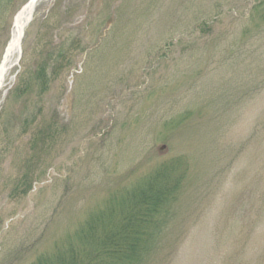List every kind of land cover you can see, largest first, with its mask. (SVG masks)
<instances>
[{
	"label": "rangeland",
	"instance_id": "obj_1",
	"mask_svg": "<svg viewBox=\"0 0 264 264\" xmlns=\"http://www.w3.org/2000/svg\"><path fill=\"white\" fill-rule=\"evenodd\" d=\"M29 1L0 0V66ZM19 50L0 264H33L163 167L183 179L141 264H264V0H40Z\"/></svg>",
	"mask_w": 264,
	"mask_h": 264
},
{
	"label": "trees",
	"instance_id": "obj_2",
	"mask_svg": "<svg viewBox=\"0 0 264 264\" xmlns=\"http://www.w3.org/2000/svg\"><path fill=\"white\" fill-rule=\"evenodd\" d=\"M156 171L108 210L89 217L52 252L33 264H141L161 233L162 219L179 191L182 176Z\"/></svg>",
	"mask_w": 264,
	"mask_h": 264
},
{
	"label": "bare ground",
	"instance_id": "obj_3",
	"mask_svg": "<svg viewBox=\"0 0 264 264\" xmlns=\"http://www.w3.org/2000/svg\"><path fill=\"white\" fill-rule=\"evenodd\" d=\"M31 1V2H30ZM25 7L18 13L14 22V32L12 36L11 43L7 48V51L4 55L3 62L0 66V90L3 87V83L7 73V67L9 60L15 55L19 54V46L22 41V33L24 31L25 25L30 20L31 14L40 0H30Z\"/></svg>",
	"mask_w": 264,
	"mask_h": 264
}]
</instances>
